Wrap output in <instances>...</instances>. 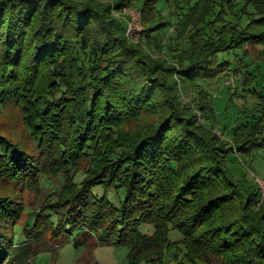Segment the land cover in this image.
I'll list each match as a JSON object with an SVG mask.
<instances>
[{
  "label": "trees",
  "instance_id": "1",
  "mask_svg": "<svg viewBox=\"0 0 264 264\" xmlns=\"http://www.w3.org/2000/svg\"><path fill=\"white\" fill-rule=\"evenodd\" d=\"M110 4L143 14L140 44ZM257 46L264 0H0V108L35 142L0 130V186L64 179L35 211L0 190V264L79 233L127 246L129 264H264ZM222 76L257 99L227 139L199 83Z\"/></svg>",
  "mask_w": 264,
  "mask_h": 264
},
{
  "label": "rangeland",
  "instance_id": "2",
  "mask_svg": "<svg viewBox=\"0 0 264 264\" xmlns=\"http://www.w3.org/2000/svg\"><path fill=\"white\" fill-rule=\"evenodd\" d=\"M110 2V1H107ZM112 3V2H111ZM113 15L128 23L131 26V36L129 40L131 43L140 44L144 36V16L132 5L116 9L113 4ZM169 10L166 8L162 11L163 16L168 14ZM127 35V32H126ZM249 53L256 59L264 58V47L257 46L248 48ZM261 74L264 75V66H261ZM200 91L208 94L209 99L215 109V119L208 122V126H213L215 132L219 135H224V139L230 138L229 133L237 126L241 119L245 117L247 112L254 110L257 103L256 97L250 92L244 91L237 78L217 77L213 81H200ZM184 99H187L184 97ZM251 114V113H250ZM20 112L16 107L7 106L0 108V130L5 134L10 135L12 139H16L29 149L35 147V142L32 139L27 127L24 125ZM229 140V139H228ZM256 174L251 172L252 178L258 183L262 189L264 196V159H261V166L256 169ZM260 182L262 186L260 185ZM64 183L63 177H43L41 179L42 188L40 191L36 189L22 190L21 192L10 188L8 185H1V189H5L6 194L13 197L19 195L20 200L25 205V208L30 210H38L46 198L53 192H58ZM94 193L103 196L104 191L98 187ZM107 197L114 203L119 204L120 198L116 193L109 192ZM27 213L22 214L19 220L20 225H24L28 216ZM151 233L150 228L146 229ZM171 238L175 239L177 232H171ZM80 243L75 246V243ZM129 249L124 245H113L101 242L96 237H85L82 233L66 235L57 240L48 241L44 250L41 251L36 258L32 259L29 264H129L128 252Z\"/></svg>",
  "mask_w": 264,
  "mask_h": 264
},
{
  "label": "built area",
  "instance_id": "3",
  "mask_svg": "<svg viewBox=\"0 0 264 264\" xmlns=\"http://www.w3.org/2000/svg\"><path fill=\"white\" fill-rule=\"evenodd\" d=\"M127 23V22H126ZM131 28V26L130 27H128V23H127V30H126V32H127V36L129 37V36H131V30L132 29H130ZM260 185L262 186V184H261V182H260ZM263 187V186H262Z\"/></svg>",
  "mask_w": 264,
  "mask_h": 264
}]
</instances>
